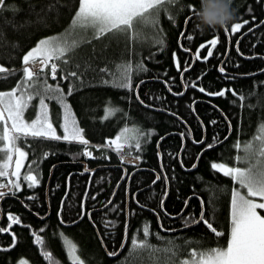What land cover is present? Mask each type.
I'll use <instances>...</instances> for the list:
<instances>
[{"label": "trees", "instance_id": "trees-1", "mask_svg": "<svg viewBox=\"0 0 264 264\" xmlns=\"http://www.w3.org/2000/svg\"><path fill=\"white\" fill-rule=\"evenodd\" d=\"M6 2L20 10L0 12V65L9 70L0 74L7 76L0 80V91L10 90L22 81V57L41 39L66 30L79 4V0ZM170 7L171 11L162 10L156 27L143 35H134L132 40L128 35L112 34L88 39L72 51L67 62H60L55 80L50 79L49 71L42 75L41 79L51 84H61L72 115L91 145H105L124 126L139 129L143 133L142 151L125 148L122 155L139 156L140 161L136 166L121 164L120 156L111 147L88 146L92 153L86 161L88 169L101 161L115 166L99 169L90 176L80 164L84 145L32 137L18 141L26 152V161L20 172V190L13 188L0 198V228L9 230L0 232V264H17L20 259L29 264H49L43 258L42 247L34 243V233L44 239L43 247L53 253L54 259L70 264L61 232L77 244L85 264L136 260L139 252H132L131 238L135 234L144 239L145 223L150 228L147 241L156 248L166 247L165 241H174L181 246L180 260L186 258L185 249L192 251L197 241L204 247H214L219 239L226 246L231 225L230 191L236 184L231 177L212 169L211 164L234 166L235 157L242 153L236 144L242 148L253 142L258 123L264 121V0H232L234 22L248 20L256 25L238 42L239 51L234 43L242 34L236 35L228 53L224 29L230 25L217 31L196 27L193 9L199 8V0H181ZM189 35L191 40L187 39ZM213 37L218 39L214 48L209 43ZM161 39L163 45L158 42ZM252 54L263 57L248 59ZM124 65L131 66V88L114 86ZM137 65L145 70L137 69ZM73 71L77 77L61 79ZM70 86L76 90L67 95ZM201 87L204 92L199 90ZM228 89L236 95L233 91H226L223 97L210 95ZM241 96L245 97L243 101ZM106 108L120 111L105 118ZM213 120L215 124L211 123ZM187 126L194 140L204 143L195 145L188 137ZM44 153L48 155L45 157ZM196 159V167L189 170ZM120 166L129 171L141 170L132 175L127 195L124 184H120L112 203L105 208L122 172ZM29 167L38 179L34 187L23 179ZM156 176L160 179L152 185ZM9 179L17 180L8 175L0 177V184H9ZM221 188L226 191H219ZM210 197L215 198L214 205L209 202ZM201 201L207 218L224 233L221 237H215L203 222L189 223L193 218L199 219ZM89 211L91 216L87 217ZM10 214L21 221L11 228ZM126 219L124 247L116 257L109 256L105 250L117 251ZM106 222L111 223L106 227ZM161 255L157 253L153 259ZM142 259L147 260L148 254Z\"/></svg>", "mask_w": 264, "mask_h": 264}, {"label": "snow or ice", "instance_id": "snow-or-ice-1", "mask_svg": "<svg viewBox=\"0 0 264 264\" xmlns=\"http://www.w3.org/2000/svg\"><path fill=\"white\" fill-rule=\"evenodd\" d=\"M181 0H79L78 9L75 11L70 24L67 38L57 39L56 37L41 39L37 45L29 50L23 57L22 63L24 67L22 81L9 91H0V177L9 175V167L15 156L16 170L11 172V176L17 178L16 182L9 179L8 183L15 190H20V172L22 160L26 159V153L18 145L21 139L41 138L48 140H64L66 142H78L81 145L87 146L89 141L85 139L83 129H81L72 115V110L66 102V95L63 93L59 85L53 87L48 84L46 79H41L46 68H50V75L53 80L57 77V64L52 62L60 60L65 56V53H71L80 46L81 42H86L88 37L99 39L105 33L113 35H125L130 32L139 37L143 35L149 28H155L159 22V17L162 10L165 12L171 11V5L180 4ZM192 9V5L187 6ZM20 9L14 5L7 4L6 0H0V12L12 11L17 12ZM197 9H193L196 15ZM172 20L173 17L169 16ZM187 23V21H186ZM249 21L235 23L232 25V31H239ZM228 32V29H225ZM183 35V33H181ZM188 40L192 36L187 37ZM163 45V40L158 41ZM209 43L214 48L218 43L217 38H213ZM204 45H201L203 47ZM239 51V48H237ZM175 55V54H174ZM208 55H212L209 49ZM66 62V61H65ZM120 79L114 82V86L121 88H131V76L128 74L130 65H124ZM179 68V65L177 66ZM39 71H36V69ZM137 69H141L137 65ZM145 70V69H141ZM187 70V69H186ZM100 72H105L106 69H99ZM221 73H224V68H220ZM9 72L4 66L0 65V74ZM69 76L77 77L78 73L73 71L67 75L61 76V79H67ZM7 79V76L0 75V80ZM105 84L108 81H104ZM18 89L20 94L17 95ZM74 86H70L67 95H71L75 91ZM204 92L205 89H199ZM226 91L221 90L210 95L225 96ZM178 93L177 95H182ZM251 94V93H250ZM33 99H38L39 109L35 119L27 122L24 118L25 110L30 106ZM245 97L241 96L243 101ZM56 100L64 109V123L61 125L63 136L57 135L53 123L49 119L48 103L46 101ZM106 116L113 114L119 109L106 108ZM5 113L7 116L5 117ZM10 122V129L9 124ZM215 124L216 121H211ZM231 128V125H229ZM131 131V135L128 132ZM191 135V132L188 133ZM143 133L139 129H124L121 134H118L115 139L106 142V147H111L121 158V164L125 163L123 153L125 148H135L137 152L142 151L141 136ZM151 135V133H149ZM183 137V133L181 134ZM255 140L259 142V146L255 149L251 143H245L244 155L238 156L236 159L244 164V166H228L226 163H212L211 168L222 172L226 177H231L232 181L238 185L230 191L231 196V225L229 231V239L225 245L216 241L214 247H204L199 241L196 242L192 251L185 249L184 254L186 259H178L181 254V246L176 245L174 241H165L166 247L156 248L147 241L150 235V228L147 223L143 227L144 239H138L134 234L131 238L132 252H139V258L130 260L125 258V261H120V264H264V214L258 210H264V121L258 123V134ZM194 143H204L201 141H193ZM208 147H212L211 144ZM239 148V143L236 144ZM84 156H92V153L87 151L85 147ZM48 153H44L46 157ZM106 158V157H105ZM199 158V157H197ZM140 159L139 156L136 157ZM196 165H193L195 168ZM33 170L29 167V173L23 176L24 181L29 182V187H34L38 183L36 176L32 175ZM160 177L157 176V180ZM167 180V177H165ZM155 182V181H154ZM0 187H4L0 184ZM219 191L224 192L226 189L221 188ZM6 195L0 191V198ZM165 198L167 192L164 194ZM259 198V200L254 199ZM32 199V197H29ZM210 203L215 204V198L210 197ZM111 203V201H109ZM185 201V206H187ZM161 208H163V199L161 200ZM201 213L199 219L193 218L189 223L198 224L203 222L215 237L219 238L224 233L214 227V221L207 218L204 211V201H201ZM154 211V210H153ZM89 217L91 214H88ZM211 215H215V209ZM159 219V216H158ZM9 228L12 224H19L21 221L18 217L9 215ZM63 223V221L61 220ZM111 222H106V227ZM128 225L125 224V232L127 233ZM6 229L0 228V232ZM44 229L41 228L40 232ZM171 231V230H169ZM34 243L42 247L43 258L49 264H61L57 259H54L53 253L44 248L45 241L40 235L35 234ZM60 238L63 242V247L66 250L70 264H85L82 260V254H78V247L69 237L63 232L60 233ZM15 240V237H14ZM124 247V244H121ZM148 254V259L143 260L144 254ZM157 253H161L160 257H156ZM109 256L115 257L118 251L108 253ZM20 264H27L21 260Z\"/></svg>", "mask_w": 264, "mask_h": 264}, {"label": "rangeland", "instance_id": "rangeland-1", "mask_svg": "<svg viewBox=\"0 0 264 264\" xmlns=\"http://www.w3.org/2000/svg\"><path fill=\"white\" fill-rule=\"evenodd\" d=\"M71 24V23H70ZM70 30V25H69V27L66 29V30H64V31H62L60 34H57V35H54V36H48V37H45V38H43V39H46V38H51V37H56L57 39H64V38H67V35H68V31ZM109 34H111V33H105L103 36H101V37H105L106 35H109ZM113 35V34H112ZM128 37H129V39L130 40H132V39H134V34L133 33H129L128 34ZM88 39H90V40H92L93 38L90 36V37H88ZM94 40H97V39H94ZM38 43V42H37ZM37 43H36V45H37ZM81 43H83V42H81ZM80 43V44H81ZM35 45V46H36ZM34 46V47H35ZM33 48V47H32ZM31 48V49H32ZM30 49V50H31ZM71 54H72V52L71 53H65V56L64 57H62L60 60H53L52 62H55L56 64H57V71L59 70V66H60V62H67L68 60H69V57L71 56ZM24 67V66H23ZM36 71H39V69L37 68L36 69ZM45 72H47V68H46V70H45ZM48 74H49V72H48ZM50 75V74H49ZM60 75V74H59ZM48 82V81H47ZM48 84H50V85H52L53 87H55L56 85H59L60 86V88L62 89V86H61V84H51L50 82H48ZM11 90V89H10ZM69 90V89H68ZM6 91H9V90H6ZM63 91V90H62ZM64 93V92H63ZM20 94V90L18 89V91H17V95H19ZM46 103H48V111H49V119H50V121L53 123V127L56 129V132H57V135H60V136H63V129H62V127H61V125L64 123V109L60 106V104L56 101V100H51V101H46ZM0 107H2V105H0ZM40 111V109H39V102H38V99H33L31 102H30V106L25 110V112H24V118H25V120L27 121V122H30L31 120H33V119H35L36 118V116H37V114H38V112ZM7 116V113H5V117ZM8 126H9V129H10V127H11V125H10V122H9V124H8ZM0 127H2V125H0ZM124 129H129V130H131V129H133L131 126H124V127H122V129L119 131V134H121L122 133V130H124ZM128 135H131V131H129L128 132ZM115 139V138H114ZM61 141H64V140H61ZM251 144L253 145V148L255 149L256 147H258L259 146V142L258 141H256L255 140V138H254V140H253V142H251ZM106 145V144H105ZM91 147V148H94L95 149V147L97 148V146L98 147H100V146H103V145H95L94 144V146H91L90 145V143L87 145V146H85V147ZM245 147V146H244ZM244 147H242V148H236V149H238L237 151H239V152H242L241 154H239V155H237L236 157H235V162H236V164L234 165V166H244V164L242 163V162H240V161H237V157L238 156H243L244 155ZM22 149V148H21ZM23 151H24V149H22ZM25 152V151H24ZM26 153V152H25ZM124 157H123V159H124V161H125V164L126 165H136L138 162H139V160H137L136 159V156H125V155H123ZM25 161H26V159H24V160H22V162H21V167H20V169H19V172H21V170H22V168H23V166H24V164H25ZM228 166H231V165H229V164H227ZM16 170V167H15V156L13 157V161H12V163H11V166L9 167V175H11V172L12 171H15ZM222 173V172H221ZM122 181V180H121ZM121 181H119V182H117L116 183V186H115V188H114V192H113V194H112V197H110V200L109 201H112V199H113V197H114V195H115V193H116V190H117V188H118V186L120 185V183H121ZM90 182V181H89ZM89 182H88V184H89ZM238 187V185H236V187L235 188H237ZM12 188V185L11 184H4V187H0V191H3V192H5V193H8V191H9V189H11ZM254 199H257V200H259V198H254ZM109 201L107 202V204H106V207L105 208H107V207H109V204H111V203H109ZM61 207V206H60ZM258 211H260L261 212V214H264V210H258ZM230 221H231V207H230ZM125 224H127L128 225V219H126V222H125ZM125 224H124V229H123V231L125 232ZM126 235H127V233H126ZM137 236V235H136ZM124 237H125V235L123 234V239H122V242H123V240H124ZM137 237H139V236H137ZM122 242H121V244H122ZM121 244L118 246V249H117V251H119L120 249L122 250L123 248L121 247ZM184 259H186V258H184ZM21 260H24V261H26L25 259H20L18 262H17V264H20V262H21ZM181 260H183V259H181ZM27 262V261H26ZM27 264H29L28 262H27Z\"/></svg>", "mask_w": 264, "mask_h": 264}, {"label": "flooded vegetation", "instance_id": "flooded-vegetation-1", "mask_svg": "<svg viewBox=\"0 0 264 264\" xmlns=\"http://www.w3.org/2000/svg\"><path fill=\"white\" fill-rule=\"evenodd\" d=\"M264 20V19H263ZM245 21V20H244ZM246 21H248V20H246ZM252 21V20H251ZM243 22V21H242ZM242 22H239V23H242ZM253 22V21H252ZM251 22V23H252ZM235 23H238V22H234V23H232L230 26H229V29H228V32L226 33L225 32V29H224V33H225V36H226V38H227V53H228V49H229V47H230V43H231V40L236 36V35H238V34H242L241 36H238L237 37V41H235V43H234V47H235V49H237V45H238V42L241 40V38H243L244 36H246L249 32H251L252 31V29H254V27H255V23L252 25L251 23H248V24H245L239 31H235V32H233L232 31V25L233 24H235ZM214 38V37H213ZM226 53V54H227ZM257 54H252L251 55V57H247L248 59H252V58H255V57H263L262 55H257ZM264 59V58H263ZM193 61L195 62V59L193 58ZM192 61V62H193ZM194 64V63H193ZM221 64H222V62H221ZM221 64L219 65V66H221ZM49 71V74H50V68H47V72ZM187 129H188V132L190 131L191 132V130H190V128H188V126H187ZM204 129V128H203ZM189 135V134H188ZM203 136H204V130H203ZM190 139H191V141L193 142L194 141V138H193V136H192V132H191V135H189L188 136ZM204 139V138H203ZM73 142H75V141H73ZM76 143H78V142H76ZM194 143V142H193ZM183 144H184V139H183ZM195 145H198V143H194ZM91 145V144H90ZM91 146H94V145H91ZM101 147H104V148H106V146L105 145H103V146H100V148ZM207 147V146H206ZM87 148V147H86ZM97 148H99L98 146H97ZM84 150H85V147L82 149V153L84 152ZM87 151H89V152H91V150H88L87 149ZM80 154V158H82V161H80V164L83 166V171L85 172V173H88V174H90L91 173V175L90 176H92L93 174H94V171L96 172L97 170H99V169H105V168H107V169H112L113 167H115L114 165H110V166H108V165H106V164H104L102 161L101 162H99V164H97L96 166H94L93 168H87V164H86V161L88 160V157L89 156H84L83 154ZM139 161H140V159H139ZM139 163V162H138ZM138 163L136 164V165H138ZM136 165H131V166H136ZM161 166V165H160ZM120 167H122V172H121V174H120V176H119V178H118V180H117V182H119V181H121V183L120 184H124V187H125V191H126V195H127V192H128V187H129V185H130V182H131V178H132V175L136 172H138V171H140L141 169H139V168H135V169H133V170H131V171H129V170H127V168H125L124 166H120ZM157 177V176H156ZM116 182V183H117ZM46 189V188H45ZM114 192V191H113ZM47 193V192H46ZM113 194V193H112ZM111 197H112V195H111ZM112 203V202H111ZM128 209V207H127V202H126V206H125V209ZM81 209H82V213H81V215L82 214H84V198H83V201H82V205H81ZM96 210H98V209H96L95 208V211ZM90 213V211L89 212H87V217H89V214ZM1 221V220H0ZM96 231H97V229H96ZM97 234H98V232H97ZM98 238H99V241H100V243L103 245V243L101 242L102 240H101V238H100V236H99V234H98ZM104 246V245H103ZM105 252L108 254V251L107 250H105Z\"/></svg>", "mask_w": 264, "mask_h": 264}, {"label": "clouds", "instance_id": "clouds-1", "mask_svg": "<svg viewBox=\"0 0 264 264\" xmlns=\"http://www.w3.org/2000/svg\"><path fill=\"white\" fill-rule=\"evenodd\" d=\"M235 19L232 0H199L196 27L201 31L224 29L234 23Z\"/></svg>", "mask_w": 264, "mask_h": 264}, {"label": "water", "instance_id": "water-1", "mask_svg": "<svg viewBox=\"0 0 264 264\" xmlns=\"http://www.w3.org/2000/svg\"><path fill=\"white\" fill-rule=\"evenodd\" d=\"M193 63H194V61L192 62V65H193ZM192 65H191V67H192ZM191 67H190V68H191ZM182 95H183V94H182ZM182 95H179V96H182ZM229 134H230V130H229ZM197 161H198V159L195 160V163H194L195 165H196ZM194 164H193V165H194ZM193 169H194V168H193V166H192L189 170H193ZM154 181H155V182H154ZM154 181L152 182V185L155 184V183L158 181V180H157V177L155 178ZM167 191H168V190H167V188H166V192H167ZM3 233H9V230L6 229V231H4ZM125 234H126V232H124V235H125Z\"/></svg>", "mask_w": 264, "mask_h": 264}, {"label": "bare ground", "instance_id": "bare-ground-1", "mask_svg": "<svg viewBox=\"0 0 264 264\" xmlns=\"http://www.w3.org/2000/svg\"><path fill=\"white\" fill-rule=\"evenodd\" d=\"M50 79L53 80V79L51 78V75H50ZM159 158H160V157H159ZM123 164H125V163H123ZM125 165H126V164H125ZM125 239H126V234H125L124 240H123V242H122L123 244H125ZM120 251H121V249L118 251V254L120 253ZM115 257H116V256H115Z\"/></svg>", "mask_w": 264, "mask_h": 264}]
</instances>
